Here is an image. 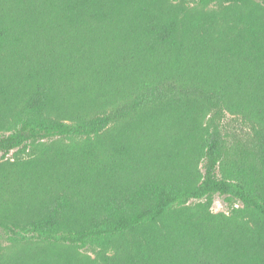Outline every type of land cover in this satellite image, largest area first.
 Listing matches in <instances>:
<instances>
[{
	"label": "trees",
	"instance_id": "16d2710c",
	"mask_svg": "<svg viewBox=\"0 0 264 264\" xmlns=\"http://www.w3.org/2000/svg\"><path fill=\"white\" fill-rule=\"evenodd\" d=\"M175 1L0 0V264H264V0Z\"/></svg>",
	"mask_w": 264,
	"mask_h": 264
},
{
	"label": "rangeland",
	"instance_id": "374dc122",
	"mask_svg": "<svg viewBox=\"0 0 264 264\" xmlns=\"http://www.w3.org/2000/svg\"><path fill=\"white\" fill-rule=\"evenodd\" d=\"M174 3L176 2L175 0H172ZM186 8H193V7H197V8H201V9H206L205 7H201L199 5H196L194 3H187L184 5ZM222 4H218L215 6H208V9H213V8H219L221 7ZM244 10H253L254 12L261 14L262 17H264V5L261 4H257V3H252L248 6H243L242 7ZM208 115V113H207ZM246 115L243 112H230V111H226L225 113V117H224V123L225 126L227 128V130H229L230 132H239L241 129L244 131H251L252 129V124L249 121L248 118L245 117ZM204 123H205V119H204ZM61 142L62 145H74L73 147H76L77 145H81L83 144V140H75L72 141L70 139H63V140H59L58 138H45L39 141H36V145H41L42 144H53V143H59ZM29 153H25L23 155H21V157L23 159H27L28 158ZM15 154L12 151L11 153H9L6 156H1L0 155V164H2V162H7L8 160L13 161L15 159ZM191 160L193 162V164H197V168H199L201 170V172H203V163L198 161L196 159V157L194 155H192ZM1 166V165H0ZM3 197H0V215L3 213V205H5L6 203L9 202V190L7 189H3ZM201 200H193L191 201L189 204V207L191 209V211H196L198 210V205L200 203ZM2 205V207H1ZM241 208V204L238 203V205ZM229 206L227 204V202L225 201V198L223 195L220 194H216L214 195V201L213 204L210 208V212L213 215H217L218 219H221V214H225L227 216H229L231 214L230 210H229ZM241 216L243 215L242 213H240ZM27 247H33V248H42L40 246V244H30V243H23V244H19V243H11L7 240H2L0 239V261H4L9 259L11 256H13L14 254H16L17 252H20L21 250L27 248ZM47 248H53L54 245L52 244H48L47 246H44ZM32 249V248H29ZM120 252H121V257H123L124 254H126L127 252V246L125 243H122L120 246ZM78 255L80 256V258L83 260V262H86L87 264H97V257L95 252H93L92 250H86V249H78ZM121 257H119L116 260L115 264H121V262L119 261L121 259Z\"/></svg>",
	"mask_w": 264,
	"mask_h": 264
}]
</instances>
